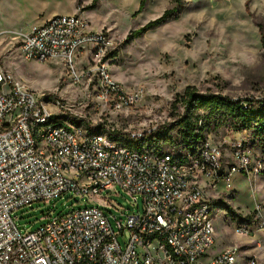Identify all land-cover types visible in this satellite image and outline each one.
<instances>
[{"label":"built area","instance_id":"obj_1","mask_svg":"<svg viewBox=\"0 0 264 264\" xmlns=\"http://www.w3.org/2000/svg\"><path fill=\"white\" fill-rule=\"evenodd\" d=\"M17 43L26 61L57 60L73 77L80 68L102 110L121 112L143 98L141 89L113 78L104 58L114 40L82 14L32 24ZM103 126L98 130L85 115L36 94L0 67V264H237L234 244L205 258L214 245L216 213L205 189L233 174L264 172V159L254 158L244 139L225 141L227 158L222 145L207 141L170 151L163 147L173 145L160 141L158 150L159 128L123 133ZM116 187L137 209L121 211L124 221L106 209L120 211L102 195L117 193ZM71 190L85 198L76 202L80 207L47 213L36 229L20 232L17 209ZM258 232L264 233V212L256 207L239 217L235 233ZM257 245L264 249V238ZM247 264H257V257Z\"/></svg>","mask_w":264,"mask_h":264},{"label":"rangeland","instance_id":"obj_2","mask_svg":"<svg viewBox=\"0 0 264 264\" xmlns=\"http://www.w3.org/2000/svg\"><path fill=\"white\" fill-rule=\"evenodd\" d=\"M140 2L0 0V67L36 94L59 100L80 116L85 115L98 130L104 125L105 129L123 133L173 124L177 114L172 102L187 86L234 98L264 96V0H182L179 4L172 0H144L142 7ZM173 7L175 12L157 26L126 40L131 31ZM74 13L82 14L93 29L109 31L114 47L104 59L111 75L124 88L143 91L142 100L133 108L121 112L102 110L92 83L80 68L73 77L57 60L26 61L19 55L17 39L32 24L39 25L53 14ZM203 132L205 141L222 145L227 158L225 141L244 139L253 157L264 159V149L252 144L246 131L212 123ZM148 138L147 134L145 140ZM112 191L117 193L104 190L102 195L109 197L120 211L107 210L122 221L125 218L121 211L137 212L123 190L116 187ZM205 193L216 212L214 245L205 258L234 244L239 248L237 264H247L259 250L255 251L245 236L235 233V224L242 214L251 213L256 207L264 212V172L250 177L233 174L227 181L205 189ZM82 199L85 198L71 190L47 204L26 205L13 213L15 224L21 233H27L41 225L47 213L80 207L76 202ZM128 234L125 229L124 235H119L121 244ZM257 264H264V260L257 259Z\"/></svg>","mask_w":264,"mask_h":264},{"label":"trees","instance_id":"obj_3","mask_svg":"<svg viewBox=\"0 0 264 264\" xmlns=\"http://www.w3.org/2000/svg\"><path fill=\"white\" fill-rule=\"evenodd\" d=\"M182 0H172V3L179 4ZM144 4L141 0L140 7ZM175 7L166 9L163 14L145 25L131 31L126 40L136 38L145 31L157 26L163 20L175 12ZM264 43V36H262ZM176 110L177 119L173 124L164 125L159 128L155 135V146L158 150L160 141L166 146L189 148L200 145L205 141L204 128L210 124H229L235 130L246 131L252 144L259 145L264 149V96L262 97H230L218 92L200 91L195 86L185 87L182 94L178 95L172 102ZM179 107L182 108L180 111ZM202 121L203 124H199ZM176 129V130H175ZM117 138V134H112ZM165 149V148H164Z\"/></svg>","mask_w":264,"mask_h":264},{"label":"crops","instance_id":"obj_4","mask_svg":"<svg viewBox=\"0 0 264 264\" xmlns=\"http://www.w3.org/2000/svg\"><path fill=\"white\" fill-rule=\"evenodd\" d=\"M38 15H40L39 13H38ZM54 15V14H53ZM53 15H51V16H53ZM50 18V17H49ZM48 19V18H47ZM45 21V20H44ZM43 22V21H42ZM41 22V23H42ZM94 29H96V28H94ZM249 241H250V243H252L251 244V246H252V248L255 250H259L258 252H256V253H254L253 255H255L256 257H257V259L258 260H264V249H260L259 247H258V245H257V243H260L261 242V240H262V238H264V233H262V232H258V233H256V234H254V235H251V236H249V237H246ZM255 250V251H256Z\"/></svg>","mask_w":264,"mask_h":264}]
</instances>
